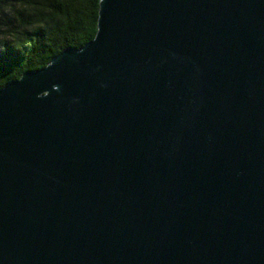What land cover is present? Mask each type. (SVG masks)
<instances>
[{
  "label": "water",
  "instance_id": "95a60500",
  "mask_svg": "<svg viewBox=\"0 0 264 264\" xmlns=\"http://www.w3.org/2000/svg\"><path fill=\"white\" fill-rule=\"evenodd\" d=\"M0 264H264V0H99L1 88Z\"/></svg>",
  "mask_w": 264,
  "mask_h": 264
},
{
  "label": "trees",
  "instance_id": "16d2710c",
  "mask_svg": "<svg viewBox=\"0 0 264 264\" xmlns=\"http://www.w3.org/2000/svg\"><path fill=\"white\" fill-rule=\"evenodd\" d=\"M99 0H0V89L96 33Z\"/></svg>",
  "mask_w": 264,
  "mask_h": 264
}]
</instances>
